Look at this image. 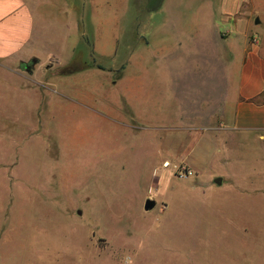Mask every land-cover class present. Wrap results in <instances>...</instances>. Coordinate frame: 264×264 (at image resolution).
<instances>
[{
    "label": "rangeland",
    "instance_id": "374dc122",
    "mask_svg": "<svg viewBox=\"0 0 264 264\" xmlns=\"http://www.w3.org/2000/svg\"><path fill=\"white\" fill-rule=\"evenodd\" d=\"M58 1L46 40L30 47L57 55V72L34 83L0 62V264H264V140L182 122L159 76H141L160 67L155 39L146 49L141 37L174 3L201 1ZM211 2L229 10L226 23L264 15L262 0ZM108 18L117 50L90 56L114 32ZM87 64L106 68L61 74ZM193 152L197 170L180 160Z\"/></svg>",
    "mask_w": 264,
    "mask_h": 264
},
{
    "label": "crops",
    "instance_id": "0c3cea01",
    "mask_svg": "<svg viewBox=\"0 0 264 264\" xmlns=\"http://www.w3.org/2000/svg\"><path fill=\"white\" fill-rule=\"evenodd\" d=\"M197 1L201 3L195 6L174 3L167 9L171 13V19L155 26L150 38L141 37L146 49L150 48L151 41L155 39L156 52L153 53V58L160 66L157 69L142 70L141 76L145 73L147 76H159L157 81L165 85L177 100L178 115L182 122L198 129L210 127L227 132V137L248 135L264 140V15H259L254 22V15L259 11L256 10L243 16V20L226 23L221 18L230 14L228 9L222 11L217 8L216 11L211 0ZM262 1L264 4V0ZM59 2L0 0V62L9 71L28 76L35 83L36 80L43 79L44 75V79H48L60 68L57 55L53 52L46 53L41 43L38 50H30L38 39L43 37V41L46 40L44 33H49L53 27L52 7ZM216 12L219 14L217 18ZM106 22L109 27L113 26L111 28L112 31L114 28V32L109 33L102 45L97 43L94 47L90 46V56H94L97 50H104L106 45L117 50L118 20L108 18ZM72 23L74 25L75 21ZM76 23L80 27L78 16ZM62 46L64 48L63 43ZM109 52L113 53L112 50ZM215 61L218 64L221 62L219 69L214 66L218 65L214 64ZM74 62L78 60H73L72 63ZM92 67L101 70L106 68L99 64H87L61 74L74 76L83 69ZM122 78L121 73L116 81ZM144 82V79H136V83L143 85ZM20 88L36 91L32 84ZM186 88L190 92L189 103L182 95ZM127 98L128 111L133 115V102ZM187 106L189 111L185 108ZM214 124L218 126L214 127ZM180 160L187 161L189 168H199L200 159L194 152ZM214 183L217 186L224 184L223 181L221 184ZM210 186L209 184L208 187Z\"/></svg>",
    "mask_w": 264,
    "mask_h": 264
},
{
    "label": "built area",
    "instance_id": "2783aa9c",
    "mask_svg": "<svg viewBox=\"0 0 264 264\" xmlns=\"http://www.w3.org/2000/svg\"><path fill=\"white\" fill-rule=\"evenodd\" d=\"M162 165H163L162 167H164V168L172 165L174 172H176L177 176H179V177H186L189 174H191V170L188 169L185 165H183V164H172L171 161H169L168 159L163 161Z\"/></svg>",
    "mask_w": 264,
    "mask_h": 264
},
{
    "label": "water",
    "instance_id": "95a60500",
    "mask_svg": "<svg viewBox=\"0 0 264 264\" xmlns=\"http://www.w3.org/2000/svg\"><path fill=\"white\" fill-rule=\"evenodd\" d=\"M214 181L217 183V184H221L222 183V178L220 176L216 177L214 179ZM156 205V201L155 199L151 198V197H146V199L144 200V203H143V209L145 211H148V210H151L155 207Z\"/></svg>",
    "mask_w": 264,
    "mask_h": 264
},
{
    "label": "trees",
    "instance_id": "16d2710c",
    "mask_svg": "<svg viewBox=\"0 0 264 264\" xmlns=\"http://www.w3.org/2000/svg\"><path fill=\"white\" fill-rule=\"evenodd\" d=\"M76 68H74V69H72V70H70V71H66V72H72L73 70H75Z\"/></svg>",
    "mask_w": 264,
    "mask_h": 264
}]
</instances>
